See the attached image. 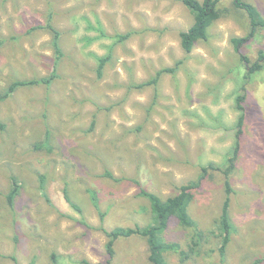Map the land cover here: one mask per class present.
Masks as SVG:
<instances>
[{"label": "rangeland", "instance_id": "obj_1", "mask_svg": "<svg viewBox=\"0 0 264 264\" xmlns=\"http://www.w3.org/2000/svg\"><path fill=\"white\" fill-rule=\"evenodd\" d=\"M247 1L264 18V0ZM221 8L226 12L207 39L187 54L179 34L193 17L181 0H0V91L15 80L51 75L48 22L61 32L64 54L49 87L20 88L0 104V264H55L54 256L56 264H106L101 225L112 231L151 223L141 189L166 199L199 181L202 167H228L240 95L246 123L231 176L233 229L225 256L217 226L224 176L210 171L190 206L197 227L171 220L164 235L185 254L197 241V252L165 258L167 264H264V68L246 78L249 66L232 40L248 36L249 18L233 0ZM36 26L43 28L31 31ZM240 52L255 62L264 53V28ZM108 56L99 78L97 58ZM164 69L175 72L137 88ZM14 179L20 190L10 206ZM89 190L106 213L103 223ZM114 251L111 264H152L139 236L117 240Z\"/></svg>", "mask_w": 264, "mask_h": 264}, {"label": "trees", "instance_id": "obj_2", "mask_svg": "<svg viewBox=\"0 0 264 264\" xmlns=\"http://www.w3.org/2000/svg\"><path fill=\"white\" fill-rule=\"evenodd\" d=\"M181 2L190 11L193 17L192 25L186 31H181L179 34L182 49L185 53L190 54L198 42L207 39L210 27L216 21H218L226 11L221 8L223 0H181ZM233 6L236 9L242 10L247 14L251 26L250 32L247 37L234 38L232 40L236 52L240 56V60H242L246 65L249 66V70L247 71L246 75V78H248L251 74L259 72L264 68V53L261 52L258 56V59L255 62L251 63L249 58L242 55L240 50L243 44H245L248 40L255 36L259 28H264V18L259 12V10L247 0H233ZM39 28L43 27L36 26L32 28L31 31L37 30ZM44 28L49 30L50 34L52 35V46L55 53V69L53 70L51 75L47 77L33 78L30 80H15L4 91H0V104L8 100L12 96V94H14L20 88H24L26 86L42 85L49 87L57 78L56 68L64 55L60 44L61 32L56 29L51 22H48L47 25L44 26ZM129 35L130 34L119 38L120 40H125L129 38ZM110 58V56L97 58L99 65L96 69V72L99 78L103 76V69L105 65L109 62ZM174 72L175 69H164L162 71H159L156 77L138 85L137 88L142 89L147 85H157L158 80L163 73ZM245 101V95H240L237 97V108L240 111V115L236 124L235 147H233V149L230 151V156L227 161L228 167L223 169L213 164H209L207 166L202 167V173L199 178V181H192L186 185H182L176 195H173L166 199H162L155 193L149 192L145 189H141L139 192V196L149 202L151 223L146 226L137 225L134 228H115L112 231H107L101 225L99 229L103 231L108 237L106 250L109 256V260L106 264L112 263V259L115 254V242L119 239L130 238L133 236H139L146 240L149 248V261L152 264H167L165 258V254L167 252L182 253L181 255L185 258L190 257L193 253H196L198 248L197 241L192 240L190 253L185 254V252L181 249L179 243L165 241L164 235L169 228L171 220H177L178 223L186 229L197 227L195 220L190 214V206L194 200V190L199 187L204 178L209 175L210 171H219L224 176L225 192L227 196L222 208L221 216L217 221V226L218 229L221 231L219 234L221 244L219 247V253L222 257L225 256L227 246L230 242V234L233 229L229 213V197L234 193V189L231 185V176L237 168V162L242 151L241 142L245 133L244 128L246 123V113L244 105ZM0 129H4V125L1 122ZM41 147L42 146H38L36 148ZM103 176L118 181V179H116L113 174L109 171H105ZM41 188H43L42 185ZM19 190L20 185L14 179L12 190L7 196V200L10 206L14 205L15 198L18 195ZM89 193L92 204L98 211L100 220L103 223L105 221L106 213L101 211L97 193L93 190H89ZM65 198L68 202H70L67 192H65ZM73 206L78 211L80 210L77 206ZM53 260L56 264L55 256L53 257Z\"/></svg>", "mask_w": 264, "mask_h": 264}]
</instances>
